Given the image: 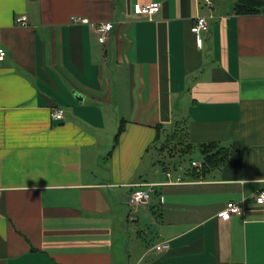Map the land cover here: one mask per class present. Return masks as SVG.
I'll use <instances>...</instances> for the list:
<instances>
[{
	"label": "crops",
	"instance_id": "1",
	"mask_svg": "<svg viewBox=\"0 0 264 264\" xmlns=\"http://www.w3.org/2000/svg\"><path fill=\"white\" fill-rule=\"evenodd\" d=\"M237 2L0 0V264H264V7ZM179 129L232 147L227 163L195 179L156 162ZM131 184L155 185L149 216L135 209L153 240L130 228Z\"/></svg>",
	"mask_w": 264,
	"mask_h": 264
},
{
	"label": "built area",
	"instance_id": "2",
	"mask_svg": "<svg viewBox=\"0 0 264 264\" xmlns=\"http://www.w3.org/2000/svg\"><path fill=\"white\" fill-rule=\"evenodd\" d=\"M210 7L213 6L212 0H203ZM161 10L160 3H153L149 5H142L137 3L134 6V12L136 16L145 17L150 20L153 19ZM27 17H21L17 20V24L21 26H26ZM72 22L77 24H90V21L86 18L73 17ZM93 28L97 34L98 40L100 43H106L112 31L114 30V25L112 23L106 24H93ZM209 22L206 18L199 17L196 24L192 28V32L196 35H201L204 32H209ZM198 46H203V40H198ZM7 57V51L0 47V62L4 61ZM54 120H63L64 112L63 110H58L53 112L52 115ZM193 167L198 171L202 170V164L193 162ZM131 193L129 196V206L132 208L138 207H148L152 202V197L155 193V185L150 184H131L130 186ZM255 202L258 205H264V190L256 193ZM245 200L241 202H229L226 205L225 210L220 214V218L223 221H229L232 216L235 215H244L245 213ZM167 248V245H161L157 247L158 251H162Z\"/></svg>",
	"mask_w": 264,
	"mask_h": 264
},
{
	"label": "trees",
	"instance_id": "3",
	"mask_svg": "<svg viewBox=\"0 0 264 264\" xmlns=\"http://www.w3.org/2000/svg\"><path fill=\"white\" fill-rule=\"evenodd\" d=\"M264 7L263 0H238L236 4V13L239 15L242 14H251V13H259ZM160 129V128H159ZM124 128H121L118 135L116 136L115 144H118L119 138L121 136ZM188 133L184 129H179L174 136H170L172 140L176 141L179 145L186 146V150L183 152L185 155H191L195 151H199L200 160L202 163V170L198 171L194 168L193 178L200 179L203 178L207 173L211 172L214 169H218L223 167L231 154L232 147H224L219 143H207V144H189L186 142V137ZM160 139V134L157 137V140ZM168 139V140H169ZM164 146L160 149L163 151ZM184 156V155H182Z\"/></svg>",
	"mask_w": 264,
	"mask_h": 264
},
{
	"label": "rangeland",
	"instance_id": "4",
	"mask_svg": "<svg viewBox=\"0 0 264 264\" xmlns=\"http://www.w3.org/2000/svg\"><path fill=\"white\" fill-rule=\"evenodd\" d=\"M172 131H173V129L171 127L168 128V129H166V131L163 132V134H164L163 138L167 139L165 137V135L168 132H172ZM159 147H161V145H159ZM185 150H186L185 144L184 145H179V144H177L176 141H174V140H172L170 138L164 144V149L162 151V154H160L161 151H159L157 149H153L152 157L156 160V162H158L159 160L161 161L162 158H163V160H165V162L170 163L172 161L171 159H173L176 162L178 161L180 163V166H182V168L193 169L192 163L193 162L198 163V161L200 160L199 151H195L191 155H185L183 153ZM182 155H184V156H182ZM171 157H173V158H171ZM152 161L155 162L153 159H152ZM135 209L136 208H134V209L131 210L130 208H127V212L128 211L130 212V210L132 212H135ZM141 210L143 211L144 214H146V215L148 214V216H149V214H150L149 213L150 212V209L149 208H141ZM134 215H135L134 218H137V219L139 218L141 221L140 222H133V221H131V223H129L131 230L136 229L138 231H141V233H144L143 234V237L145 239H147L149 241L150 240H153V237L154 236L152 235L151 231H149L148 229L145 228L144 223H146V222L141 218V214L135 212Z\"/></svg>",
	"mask_w": 264,
	"mask_h": 264
}]
</instances>
